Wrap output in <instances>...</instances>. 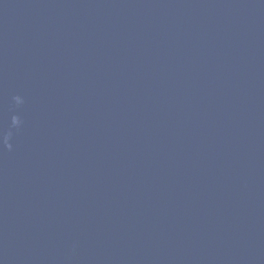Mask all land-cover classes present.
I'll return each instance as SVG.
<instances>
[{"label":"water","instance_id":"water-1","mask_svg":"<svg viewBox=\"0 0 264 264\" xmlns=\"http://www.w3.org/2000/svg\"><path fill=\"white\" fill-rule=\"evenodd\" d=\"M0 264H264V0H0Z\"/></svg>","mask_w":264,"mask_h":264}]
</instances>
